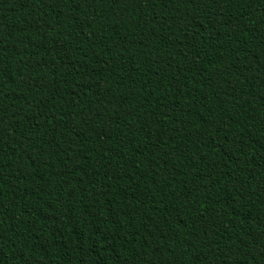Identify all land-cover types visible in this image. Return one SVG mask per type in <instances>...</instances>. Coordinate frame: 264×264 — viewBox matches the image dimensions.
<instances>
[{
	"label": "trees",
	"instance_id": "trees-1",
	"mask_svg": "<svg viewBox=\"0 0 264 264\" xmlns=\"http://www.w3.org/2000/svg\"><path fill=\"white\" fill-rule=\"evenodd\" d=\"M0 264H264V0H0Z\"/></svg>",
	"mask_w": 264,
	"mask_h": 264
}]
</instances>
